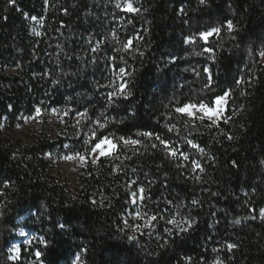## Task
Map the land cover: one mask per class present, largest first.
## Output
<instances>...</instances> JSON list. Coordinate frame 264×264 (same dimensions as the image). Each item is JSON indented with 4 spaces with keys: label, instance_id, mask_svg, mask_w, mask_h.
Listing matches in <instances>:
<instances>
[{
    "label": "trees",
    "instance_id": "trees-1",
    "mask_svg": "<svg viewBox=\"0 0 264 264\" xmlns=\"http://www.w3.org/2000/svg\"><path fill=\"white\" fill-rule=\"evenodd\" d=\"M133 7L0 0V264H264V0ZM225 93L215 123L176 111ZM37 110L61 131L6 138ZM103 138L72 188L52 176L46 155ZM20 230L35 238L12 259Z\"/></svg>",
    "mask_w": 264,
    "mask_h": 264
},
{
    "label": "rangeland",
    "instance_id": "rangeland-1",
    "mask_svg": "<svg viewBox=\"0 0 264 264\" xmlns=\"http://www.w3.org/2000/svg\"><path fill=\"white\" fill-rule=\"evenodd\" d=\"M128 2L129 0H121L122 8L124 10L126 9V4ZM130 2L133 5V0H130ZM223 96L225 97V103H224V110H225L228 95H223ZM215 100L213 102V105L210 107L212 108L215 107ZM186 105H196V108L192 109L193 115L190 117L205 118L212 123H215L217 120H219L222 117L223 112H224L223 110L219 117L213 116L210 119L208 116H206L203 112L199 110V105L197 104H186ZM41 117L42 115H40L39 112H35L30 117H22L15 123L13 130L9 134L6 135V138L23 143V142L30 141V137L34 135L39 129H43L45 133L49 136H54L59 131H61L62 129L61 116L50 111L46 117H44L43 119H41ZM40 124H41V127H40ZM126 140L127 139L122 140L124 144H126L127 146L133 145L132 143H125L124 141ZM127 141H131V140H127ZM94 148L95 146L90 151V154L88 155V157H85L77 153H59V154H54V155H46V159L49 162V168L51 170L52 176L56 180L59 179V180L64 181L70 188H72L76 182L77 175L81 172L82 168L88 164L92 166L94 162L96 161V159L99 156H101L98 150L93 151ZM80 157H84V159L81 160ZM139 199H140V195L137 198L133 197L131 203L135 204L139 201ZM127 219L128 220H125L127 223H129L130 221H133L132 227L142 226L141 222L143 221V217L141 216V213L139 210H135L133 213H129ZM133 223H135V225H133ZM16 237L18 238L17 241L11 242L9 245V255H10V258L12 259H16L18 257L17 249H19L20 243L28 244L32 238H35V236L32 233L26 232L24 230L18 231L16 234ZM31 263L40 264L36 254L34 256V259H31Z\"/></svg>",
    "mask_w": 264,
    "mask_h": 264
},
{
    "label": "snow or ice",
    "instance_id": "snow-or-ice-1",
    "mask_svg": "<svg viewBox=\"0 0 264 264\" xmlns=\"http://www.w3.org/2000/svg\"><path fill=\"white\" fill-rule=\"evenodd\" d=\"M204 2H205V0H201V3H204ZM119 6L120 5H117V7H119ZM125 10L129 11V12L137 11V9L133 7V5L130 2V0L126 4V9ZM227 26H228L229 29H232L233 25H232L231 21L228 22ZM219 31H220L219 28H213L211 31L202 32V33H200V38L203 39L204 41H207L208 38L213 35V33H219ZM186 42H189V41H186ZM130 44H131V41H129V45ZM126 47H127V45H126ZM209 51H210V49H209ZM260 55L264 56V52H261ZM124 71H125L124 69H120L121 73H123ZM124 90H125V85L122 84L120 86V88H119V91L121 93H123ZM111 95H113V94H110V97H111ZM225 95H227V93H225ZM224 103H225V97L224 96H220V97H217V99L215 100V107L214 108L209 107L208 105H205V104H201V105H199V110L201 112H203L206 116H208L210 119L213 116L219 117L221 112L224 110ZM194 108H196V105H184L183 107L177 108L176 111L180 112V113H185V114H187L189 116H192L193 115L192 109H194ZM37 112H39V110H37ZM143 135L151 136L152 133L145 132V133H143ZM157 139H159V137H157ZM124 142L125 143H132V144L137 143V141H127V140L124 141ZM161 143H164V141H161ZM189 143H191V142H189ZM115 148H116V144H114L111 140H109L107 138H104V139L100 140V142L95 145V148L93 149V151L98 150L99 154L101 156H105V155L111 154V152ZM175 154L176 153L173 150L172 155H175ZM80 159L83 160L84 157H80ZM185 159H187V157H185ZM196 166L199 167V165H196ZM142 191L143 190L141 189V192ZM141 198H143V197H141ZM260 214H261L262 217H264V209H261V213ZM137 215H139V214H137ZM155 219H156L155 216L151 217V220H155ZM169 223L175 224L176 221L175 220H170ZM189 226H191V225H189ZM184 230H186V229H184ZM130 239H131V237H130ZM233 247H235V245H228L229 249H231ZM17 252H19V249H17ZM40 255H41L40 252L36 253L37 257H39ZM78 259H79V257H77V260Z\"/></svg>",
    "mask_w": 264,
    "mask_h": 264
}]
</instances>
